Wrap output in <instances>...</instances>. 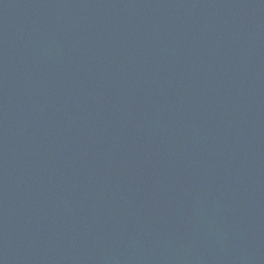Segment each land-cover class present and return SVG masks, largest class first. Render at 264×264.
Masks as SVG:
<instances>
[{
    "label": "water",
    "instance_id": "water-1",
    "mask_svg": "<svg viewBox=\"0 0 264 264\" xmlns=\"http://www.w3.org/2000/svg\"><path fill=\"white\" fill-rule=\"evenodd\" d=\"M0 264H264V0H0Z\"/></svg>",
    "mask_w": 264,
    "mask_h": 264
}]
</instances>
